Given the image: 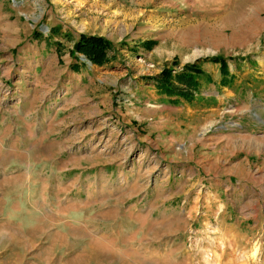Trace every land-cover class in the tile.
<instances>
[{
    "label": "rangeland",
    "instance_id": "374dc122",
    "mask_svg": "<svg viewBox=\"0 0 264 264\" xmlns=\"http://www.w3.org/2000/svg\"><path fill=\"white\" fill-rule=\"evenodd\" d=\"M0 264H264V0H0Z\"/></svg>",
    "mask_w": 264,
    "mask_h": 264
},
{
    "label": "trees",
    "instance_id": "16d2710c",
    "mask_svg": "<svg viewBox=\"0 0 264 264\" xmlns=\"http://www.w3.org/2000/svg\"><path fill=\"white\" fill-rule=\"evenodd\" d=\"M60 32V27H51L47 36L49 42H53L54 38L60 37ZM42 35V33L37 31L34 38L36 40H42ZM64 36L68 38L69 42L73 43L72 50L70 51V55L75 62L71 67L73 72L79 70L82 66H85L84 62H79L77 56H83L87 62L95 67H101L110 61L107 54L111 46L110 43L103 38L81 34L76 41H73L70 39L69 35ZM53 44L56 45L58 50L61 48L59 45L60 42ZM152 45L153 42L148 43L149 48ZM208 61L212 64H218L221 78H233V75L228 73V63L226 58L212 57ZM234 61L238 60L234 59ZM177 66H179V64L173 61L165 66L158 75L144 78L148 82H152V86L156 93L159 96L165 97L169 104L177 106L180 105L181 102L193 103L197 101L200 94V81L204 82L205 79L206 82L209 83L211 81L210 76L202 69L199 61L193 64H185L180 69L176 70L175 68ZM220 85L228 86L227 83L222 81Z\"/></svg>",
    "mask_w": 264,
    "mask_h": 264
},
{
    "label": "crops",
    "instance_id": "0c3cea01",
    "mask_svg": "<svg viewBox=\"0 0 264 264\" xmlns=\"http://www.w3.org/2000/svg\"><path fill=\"white\" fill-rule=\"evenodd\" d=\"M228 79H230V78H221L220 81H219V85L221 84V81H222V82H224V83H227L228 86H229V83L226 81V80H228ZM200 83H201V84H200V90H201V88H202V83H203V82L200 81ZM210 83H211V82H210ZM220 86H221V85H220ZM221 87H227V86H221ZM200 95H201V94H199V96H200ZM199 96H198V98H199ZM159 98H160V97H159ZM208 109H209V108H208Z\"/></svg>",
    "mask_w": 264,
    "mask_h": 264
}]
</instances>
